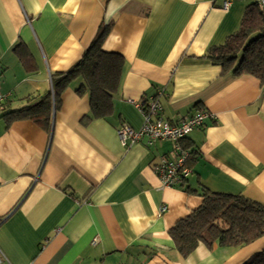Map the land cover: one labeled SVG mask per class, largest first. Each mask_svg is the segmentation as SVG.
I'll return each instance as SVG.
<instances>
[{
	"label": "crops",
	"instance_id": "1",
	"mask_svg": "<svg viewBox=\"0 0 264 264\" xmlns=\"http://www.w3.org/2000/svg\"><path fill=\"white\" fill-rule=\"evenodd\" d=\"M248 0H0V250L11 264H242L264 236L240 247L199 244L183 258L169 229L203 191L264 205V85L207 57L237 32ZM105 32L102 50L124 58L104 117L90 110L79 78L61 92L49 129L5 114L52 89ZM158 95L174 121L213 113L184 140L196 157L182 184L152 170L171 141L130 146L137 103ZM161 207H166L160 212Z\"/></svg>",
	"mask_w": 264,
	"mask_h": 264
},
{
	"label": "trees",
	"instance_id": "2",
	"mask_svg": "<svg viewBox=\"0 0 264 264\" xmlns=\"http://www.w3.org/2000/svg\"><path fill=\"white\" fill-rule=\"evenodd\" d=\"M104 34V31L101 32L91 42L69 71L51 75L50 91L28 99L23 107L4 116L30 119L49 129L52 111L59 102L61 92L76 78L81 81L76 91L87 92L92 114L104 117L109 113L113 95L120 84L124 58L118 53L102 50ZM207 57L224 71L231 70L235 75H252L264 85V19L253 1L244 9L239 30L228 36L222 45L211 47ZM184 147L189 148V145L185 144ZM190 151L189 165L196 157V152ZM201 198L198 208L169 229L181 257L190 255L199 244L207 248L214 243L240 247L264 236V205L240 195L207 190L202 192ZM242 264H264V249Z\"/></svg>",
	"mask_w": 264,
	"mask_h": 264
},
{
	"label": "built area",
	"instance_id": "3",
	"mask_svg": "<svg viewBox=\"0 0 264 264\" xmlns=\"http://www.w3.org/2000/svg\"><path fill=\"white\" fill-rule=\"evenodd\" d=\"M262 13L264 19V0H252ZM220 7L227 10L234 0H220ZM1 74V67H0ZM7 100V95L0 92V108ZM142 115V124L134 129L122 124L117 134L124 146H130L145 139L147 145L156 141H171L173 143L171 156H162L153 164L152 170L157 175L163 187L180 185L192 173L189 167L191 151L184 147L183 142L196 128L204 124L206 118H212L213 113L197 110L193 115L169 121L162 116L158 95L150 97L136 104ZM166 207H161L164 212ZM0 264H11L0 250ZM139 264H145L140 262Z\"/></svg>",
	"mask_w": 264,
	"mask_h": 264
},
{
	"label": "rangeland",
	"instance_id": "4",
	"mask_svg": "<svg viewBox=\"0 0 264 264\" xmlns=\"http://www.w3.org/2000/svg\"><path fill=\"white\" fill-rule=\"evenodd\" d=\"M249 2H252V0H248Z\"/></svg>",
	"mask_w": 264,
	"mask_h": 264
}]
</instances>
